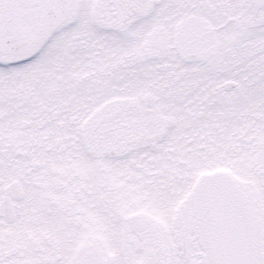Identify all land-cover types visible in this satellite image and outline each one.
Wrapping results in <instances>:
<instances>
[{
	"label": "snow or ice",
	"instance_id": "1",
	"mask_svg": "<svg viewBox=\"0 0 264 264\" xmlns=\"http://www.w3.org/2000/svg\"><path fill=\"white\" fill-rule=\"evenodd\" d=\"M0 264H264V0H0Z\"/></svg>",
	"mask_w": 264,
	"mask_h": 264
}]
</instances>
